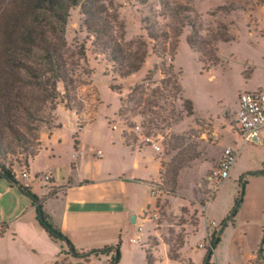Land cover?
Here are the masks:
<instances>
[{"label": "rangeland", "instance_id": "obj_1", "mask_svg": "<svg viewBox=\"0 0 264 264\" xmlns=\"http://www.w3.org/2000/svg\"><path fill=\"white\" fill-rule=\"evenodd\" d=\"M169 1L186 4L198 13L196 27H184L177 35L167 18H159V25H162L159 32L166 35L155 41L148 38L151 29H147L145 18L154 17L155 9L160 8L158 0H101L117 34L124 36L126 50L149 42L146 48L148 56L141 69L126 78L118 74L106 55L100 54L87 42L84 33L78 29L82 17L80 10H71L66 30L71 75L75 81L84 82L76 90L78 110H69L59 102L56 114L61 126L50 135H40L43 146L39 153L53 147L54 154L60 157L62 174L69 167L72 153L75 150L79 152L74 147L75 135L81 139L87 152L103 151L101 158L91 157L89 166L105 167L107 147L112 139L127 142L139 166L142 158L149 161L148 169L152 172L147 178L152 176L157 182L148 180V184L156 183L162 190L156 198L160 218L144 222L147 240L143 245L128 240L129 236L138 234L140 219L131 224L130 231H123L118 264H146L145 249L150 250L153 264H199V255L203 258L206 251L198 247L203 237L200 203L207 195L206 178L211 168L217 165L224 144L237 138L231 125L239 93L258 88L264 90L263 0ZM189 37L194 40L193 46L187 43ZM135 84L142 92L139 95L144 103L145 116L132 112L119 114V109L125 105L121 101ZM59 89L62 91L61 84ZM186 100L191 102V113L184 106ZM146 117L158 122L156 131H152L162 136V150L158 153L149 146L140 145L129 130L134 123L142 124ZM112 124L117 128L112 129ZM186 150L189 153L185 155ZM78 152L77 158L80 156ZM173 157H182V166L178 169L174 185H171L158 171L164 172L165 163ZM260 159L264 160V147L246 148L234 163V171L243 167L253 168ZM234 171L220 188V196H214L207 204L208 218L219 222L217 234L221 235L211 261L213 264H264L260 257L238 256L232 242L234 221L229 219L228 223L222 224L240 189L239 176ZM20 172V169H15L16 177L19 178ZM29 172L32 176L36 173ZM246 178L242 199L246 192L251 198H264V175L251 174ZM31 185L32 190L38 192L39 187L44 186L48 196H61L65 190L62 185L60 188L52 186L40 177ZM198 193L202 194L201 201L197 199ZM22 195L30 201L29 197ZM136 196L138 204L144 208L147 200L152 201L149 207H153L155 199L150 196L148 186L142 185ZM142 215V212L138 213L140 218ZM8 233L0 226V264H53L56 260L59 264H108L106 255L92 256L89 261L71 257L64 253L67 245L63 240L49 236L35 249L20 244L17 239L12 240ZM177 234L182 247L178 250V257L170 259L169 244L176 249L179 243V239L175 241ZM261 234L259 248L263 249L264 229ZM192 249L196 254L191 258L189 253ZM62 250L64 252L57 256Z\"/></svg>", "mask_w": 264, "mask_h": 264}, {"label": "trees", "instance_id": "obj_2", "mask_svg": "<svg viewBox=\"0 0 264 264\" xmlns=\"http://www.w3.org/2000/svg\"><path fill=\"white\" fill-rule=\"evenodd\" d=\"M158 3L160 8L155 9L154 17L145 18L147 29H151L148 35L150 40L157 41L159 37L166 35L159 32L162 27L159 25V18H167L172 31L177 35L181 34L184 27H196L195 19L199 14L190 6L175 4L169 0H158ZM75 8L80 10L82 16L79 31L84 33L87 42L96 51L108 57L121 77L126 78L138 72L148 56L146 48L149 42H143L144 47L141 45L132 50L125 49L124 36L117 34L112 21L105 14L106 8L101 0H0V180L17 186L29 197L35 205L39 226L50 237L66 243L67 250L59 251L57 256L64 252L73 258L89 261L92 256L106 255L109 257L108 264H118L120 236L115 243L100 248L77 249L60 228L51 223L44 197L36 195L31 186L23 185L15 175L16 168L30 169L43 146L40 135H50L55 128L61 126L57 122V104L64 103L69 110H78L76 90L84 82L75 81L71 75L72 62L68 58L66 40L68 20L71 10ZM187 43L190 46L195 44L191 37L187 38ZM60 84L62 91L59 89ZM138 86L135 84L129 88L126 98L121 101L125 105L119 109V114L132 112L145 116L144 103L139 95L142 92ZM184 103L187 112L191 113V102L186 100ZM142 126L152 132L156 131L158 122L146 117ZM74 142L77 143V135L74 136ZM125 144L129 145L127 142ZM179 153L182 155L181 151ZM184 153L186 155L189 151ZM181 166L182 157H173L165 163V171L159 170V174L174 185ZM256 173L264 171H249L239 176L240 189L223 225L227 220H233L237 213L243 200L246 176ZM178 239L175 250L169 244L170 259L178 257L182 241L177 234L175 241ZM219 241L220 233L206 248L201 264H213L211 257ZM261 250L259 248L258 252ZM150 253V250H144L146 264L154 263ZM53 264L59 263L56 260Z\"/></svg>", "mask_w": 264, "mask_h": 264}, {"label": "crops", "instance_id": "obj_3", "mask_svg": "<svg viewBox=\"0 0 264 264\" xmlns=\"http://www.w3.org/2000/svg\"><path fill=\"white\" fill-rule=\"evenodd\" d=\"M261 136L264 141V131ZM239 143L237 136L227 144ZM258 145L264 147V142ZM258 145H246L248 147L245 146L241 152L246 148L254 149ZM74 147L79 149L80 156L70 160L64 174L61 173L60 157L54 154L53 147L43 149L36 156L28 171H36L37 174L49 171L51 174L49 183L58 188L62 185L65 190L61 196L57 194L48 196L45 195L44 186H41L40 192L34 191V193L44 197L45 209L51 223L59 227L77 249L100 248L115 243L119 236L122 241L123 231H130L131 224H136L139 219L140 224L137 227L147 222L143 221V215L140 218L138 213H144L150 208L152 201L147 200L146 208H144L142 204H138L139 198L136 195L142 185L148 186L150 190L148 180L157 182L152 176L147 178L152 172L148 169L149 161L142 158L140 160L142 165L139 166L132 148L129 150L130 146L122 139L121 141L111 140L107 147V159L103 169L100 166H89L90 159L97 157L91 156L93 152L86 151L81 139L77 138ZM139 149L142 148L139 147ZM234 170L235 164L230 175ZM256 170L264 171V160H258L253 168L243 167L234 172L241 176L245 172ZM256 174L264 175V173ZM234 189L237 190L238 185ZM220 192L222 189L215 196H220ZM203 214L208 217L206 211ZM132 216L135 217L134 221L130 220ZM233 221L232 242L237 255L260 257L264 262V248L260 253L258 252L261 232L264 229V198L262 196L251 198L246 192ZM0 226L8 230L12 240L17 239L20 244L35 249L46 240V237H49L37 222L35 205L31 200L26 201L14 185L4 180H0ZM145 235L144 228L143 236ZM130 237L134 236H129L128 240ZM195 254L196 251L192 249L189 256L192 258ZM199 259L201 264L200 255Z\"/></svg>", "mask_w": 264, "mask_h": 264}, {"label": "built area", "instance_id": "obj_4", "mask_svg": "<svg viewBox=\"0 0 264 264\" xmlns=\"http://www.w3.org/2000/svg\"><path fill=\"white\" fill-rule=\"evenodd\" d=\"M233 122L234 124L231 125L232 130L239 137L240 143L225 145L222 148L217 165L211 168L206 178L207 195L203 202L200 203L202 213L206 211L208 202L216 195L217 191L227 179H229L230 171L241 150L249 144H263L264 141L261 133L264 131V90H246L239 93ZM116 128L117 125L112 124V129ZM129 130L135 135L140 145L149 146L157 153L162 150V136L159 134L149 132L140 123H134ZM77 152L78 151L75 150L72 153V158L77 157ZM92 156L101 158L103 156V151L96 150L92 153ZM33 176L28 170H21L19 178H16L25 186H31L32 182L38 180V177L46 182L51 181V174L49 171L42 174L35 173ZM158 186L159 185L156 183L150 184V196L154 197L155 201L153 207L146 209L143 213V221L151 220V218L157 221L160 218L159 206L157 205L156 198L160 196L162 190ZM200 224L203 237L202 242L198 243V247L206 249L209 247L214 237L218 235L217 231L220 224L214 219L205 217L204 214ZM137 231L138 234L134 237H130L129 240L134 243L144 244L147 238L143 236V224L137 227Z\"/></svg>", "mask_w": 264, "mask_h": 264}, {"label": "water", "instance_id": "obj_5", "mask_svg": "<svg viewBox=\"0 0 264 264\" xmlns=\"http://www.w3.org/2000/svg\"><path fill=\"white\" fill-rule=\"evenodd\" d=\"M197 199H198V201H201L202 200V194L201 193H198V195H197ZM134 216H132V221H134Z\"/></svg>", "mask_w": 264, "mask_h": 264}]
</instances>
